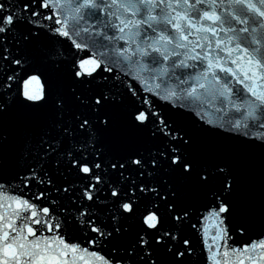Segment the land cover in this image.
<instances>
[{
  "label": "snow or ice",
  "instance_id": "snow-or-ice-1",
  "mask_svg": "<svg viewBox=\"0 0 264 264\" xmlns=\"http://www.w3.org/2000/svg\"><path fill=\"white\" fill-rule=\"evenodd\" d=\"M0 264H264V0H0Z\"/></svg>",
  "mask_w": 264,
  "mask_h": 264
},
{
  "label": "water",
  "instance_id": "water-1",
  "mask_svg": "<svg viewBox=\"0 0 264 264\" xmlns=\"http://www.w3.org/2000/svg\"><path fill=\"white\" fill-rule=\"evenodd\" d=\"M211 224H212V222L210 221L209 222V233L211 234Z\"/></svg>",
  "mask_w": 264,
  "mask_h": 264
}]
</instances>
